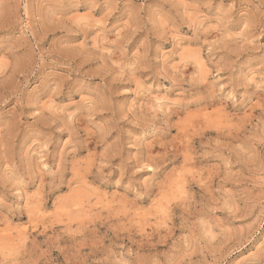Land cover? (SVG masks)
Here are the masks:
<instances>
[{"label": "rangeland", "instance_id": "rangeland-1", "mask_svg": "<svg viewBox=\"0 0 264 264\" xmlns=\"http://www.w3.org/2000/svg\"><path fill=\"white\" fill-rule=\"evenodd\" d=\"M0 264H264V0H0Z\"/></svg>", "mask_w": 264, "mask_h": 264}]
</instances>
